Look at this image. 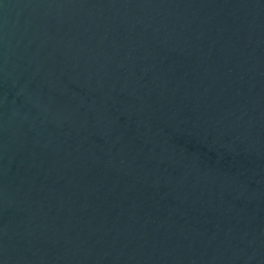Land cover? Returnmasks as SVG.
Returning <instances> with one entry per match:
<instances>
[{
  "label": "water",
  "instance_id": "obj_1",
  "mask_svg": "<svg viewBox=\"0 0 264 264\" xmlns=\"http://www.w3.org/2000/svg\"><path fill=\"white\" fill-rule=\"evenodd\" d=\"M0 264H264V0H0Z\"/></svg>",
  "mask_w": 264,
  "mask_h": 264
}]
</instances>
